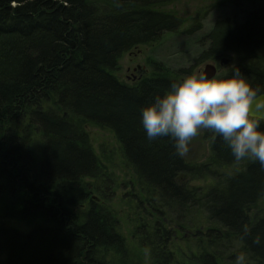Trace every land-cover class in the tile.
<instances>
[{
  "label": "trees",
  "instance_id": "obj_1",
  "mask_svg": "<svg viewBox=\"0 0 264 264\" xmlns=\"http://www.w3.org/2000/svg\"><path fill=\"white\" fill-rule=\"evenodd\" d=\"M169 1L0 0V264H235L241 252L264 264V167L208 131L209 155L190 163L143 129L142 109L189 68L151 57L135 82L116 74L125 51L182 24L160 9ZM195 43L197 62L239 56L215 78L239 68L264 91V9L220 17ZM89 125L116 144L97 147Z\"/></svg>",
  "mask_w": 264,
  "mask_h": 264
},
{
  "label": "clouds",
  "instance_id": "obj_2",
  "mask_svg": "<svg viewBox=\"0 0 264 264\" xmlns=\"http://www.w3.org/2000/svg\"><path fill=\"white\" fill-rule=\"evenodd\" d=\"M141 122L150 141L170 137L181 158L188 156L191 142L208 131L227 143L237 163L248 159L264 167V91L239 68L228 78L210 79L201 72L173 82L170 90L142 109ZM251 234L245 224L241 238ZM253 243H261L259 234ZM235 264H247L243 252Z\"/></svg>",
  "mask_w": 264,
  "mask_h": 264
},
{
  "label": "rangeland",
  "instance_id": "obj_3",
  "mask_svg": "<svg viewBox=\"0 0 264 264\" xmlns=\"http://www.w3.org/2000/svg\"><path fill=\"white\" fill-rule=\"evenodd\" d=\"M254 8L264 9V0H171L160 9L179 16L183 20L182 24L176 31L163 33L161 38L153 44L139 45L125 51L119 59L116 74L126 82H135L144 73L150 71V58L153 57L173 69L189 68V72L186 73L188 75L203 73L206 63L215 62L219 68L215 76L217 77L237 64L239 56L227 50L218 59L209 58L197 62L195 58L200 52V46L195 43V39L206 34L218 18L231 15L243 20L248 11ZM197 22H200V27H196ZM189 28L192 29L190 32H188ZM225 59L228 61L220 63ZM88 130L97 147L105 141L109 145L116 144L112 131L92 125L88 126ZM210 142L211 135L206 131L202 132L191 142L190 152L184 159L190 163L205 161L210 153ZM117 171L123 174L120 170ZM178 179L195 186L209 183L208 179H193L185 173H181ZM5 220L23 230L29 229L24 221Z\"/></svg>",
  "mask_w": 264,
  "mask_h": 264
},
{
  "label": "water",
  "instance_id": "obj_4",
  "mask_svg": "<svg viewBox=\"0 0 264 264\" xmlns=\"http://www.w3.org/2000/svg\"><path fill=\"white\" fill-rule=\"evenodd\" d=\"M228 60L225 59L224 61H221L220 63L227 62ZM217 71H219L218 64L215 62H208L205 64V67L203 69V74L208 77V78H213L216 74Z\"/></svg>",
  "mask_w": 264,
  "mask_h": 264
},
{
  "label": "flooded vegetation",
  "instance_id": "obj_5",
  "mask_svg": "<svg viewBox=\"0 0 264 264\" xmlns=\"http://www.w3.org/2000/svg\"><path fill=\"white\" fill-rule=\"evenodd\" d=\"M217 62V61H216Z\"/></svg>",
  "mask_w": 264,
  "mask_h": 264
}]
</instances>
